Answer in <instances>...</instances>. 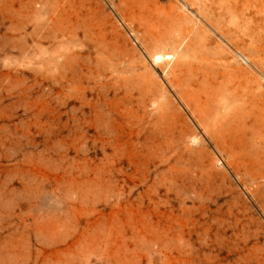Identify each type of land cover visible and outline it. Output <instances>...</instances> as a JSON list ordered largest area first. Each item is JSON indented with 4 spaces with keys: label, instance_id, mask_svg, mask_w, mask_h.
<instances>
[{
    "label": "rangeland",
    "instance_id": "rangeland-1",
    "mask_svg": "<svg viewBox=\"0 0 264 264\" xmlns=\"http://www.w3.org/2000/svg\"><path fill=\"white\" fill-rule=\"evenodd\" d=\"M0 264H264V0H0Z\"/></svg>",
    "mask_w": 264,
    "mask_h": 264
}]
</instances>
